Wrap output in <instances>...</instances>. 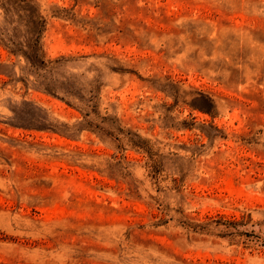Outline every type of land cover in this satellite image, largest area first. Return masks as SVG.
I'll return each mask as SVG.
<instances>
[{"label":"rangeland","instance_id":"rangeland-1","mask_svg":"<svg viewBox=\"0 0 264 264\" xmlns=\"http://www.w3.org/2000/svg\"><path fill=\"white\" fill-rule=\"evenodd\" d=\"M0 264H264V0H0Z\"/></svg>","mask_w":264,"mask_h":264},{"label":"trees","instance_id":"trees-1","mask_svg":"<svg viewBox=\"0 0 264 264\" xmlns=\"http://www.w3.org/2000/svg\"><path fill=\"white\" fill-rule=\"evenodd\" d=\"M36 51H38V48L34 47V55L32 58H30L33 65L37 64L38 62L37 58L39 57V54Z\"/></svg>","mask_w":264,"mask_h":264}]
</instances>
